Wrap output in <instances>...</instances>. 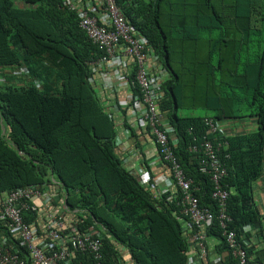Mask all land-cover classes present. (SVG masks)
<instances>
[{
  "label": "trees",
  "instance_id": "trees-1",
  "mask_svg": "<svg viewBox=\"0 0 264 264\" xmlns=\"http://www.w3.org/2000/svg\"><path fill=\"white\" fill-rule=\"evenodd\" d=\"M23 1L26 6L0 0V211L16 189L31 187L50 198L54 192L55 210L65 205L79 230L101 232L104 264H193L190 234L199 228L183 212L181 188L175 182L166 191L152 181L146 186L143 174L124 162L127 154L118 143L126 129L135 138L139 171L153 176L136 134L142 131L153 141L154 136L149 126L133 127L130 106L122 108L116 97L113 101L112 92L119 90L106 88L100 97L101 74L91 66L104 51L63 0ZM118 3L170 75L160 112L166 127H173L170 144L193 181L192 192L215 216L207 234L228 247L221 209L212 197V175L201 171L216 161L225 170L222 187L229 191L225 227L246 240L242 235L248 225L262 229L263 222L254 182L264 169V0ZM20 69L26 71L19 74ZM126 75L133 92H139L135 69ZM118 110L124 114L119 126ZM184 110L203 113L184 115ZM207 118L250 125L230 135L211 133L212 158L202 144ZM158 157L172 178L169 164ZM36 198L20 200L29 207L22 215L42 233L53 215L44 229L36 216L42 202ZM0 226L11 234L5 220ZM16 249L27 253L20 243ZM72 261L97 264L98 258L78 252ZM228 264L239 261L231 255Z\"/></svg>",
  "mask_w": 264,
  "mask_h": 264
},
{
  "label": "built area",
  "instance_id": "built-area-1",
  "mask_svg": "<svg viewBox=\"0 0 264 264\" xmlns=\"http://www.w3.org/2000/svg\"><path fill=\"white\" fill-rule=\"evenodd\" d=\"M79 1L66 0L65 5L73 10L78 8L76 5ZM99 2L103 8L99 17L89 13L90 10L94 9L90 1H84L86 9L79 12L81 27L86 31L89 38L104 51L98 62L92 64V70L94 73L101 74L104 80V88H123L125 86L131 87L126 73L129 72L130 68L135 69V82L139 85L142 94L134 98L136 105L140 106V109L134 114V118L143 126L148 125L152 135L156 137L158 146H160L158 153L163 156L173 173L172 178L166 179V188L170 189L174 182L181 188L183 197L180 202L184 205L183 212L190 217L192 225L199 228L192 235L191 241L201 250L202 256H207L206 239L208 234L206 227L213 225L215 216L210 209L199 203V198L191 190L193 181L185 176L170 144L168 134L172 133L173 129L162 127L163 119L157 102L164 97V91L161 88L164 78L151 73V70L157 67L158 57L152 51L147 37L137 33L130 24L117 0H99ZM205 122L208 126V134L224 132L218 121L207 118ZM202 144L212 158H215L212 153L210 138H205ZM130 158L129 156L128 159ZM128 159L126 162L129 161ZM201 171L212 175L215 184L212 197L218 201L220 206L221 210L218 217L223 220V236L231 254L239 261V264H249L248 251L245 247L247 241L239 238L235 231L225 227L228 217L225 203H227L229 196V191L223 188L221 183L225 170L221 169L219 163L214 161L212 166H203ZM161 176V174L156 176L147 174L145 181L159 184L162 179ZM32 196H36V199H39L42 204H47L50 198L49 194L35 192L31 187L19 188L6 198L7 200L0 211V219L8 223L11 234H16L21 245L26 248L28 260L22 259L18 252L0 247V264H73L72 260L78 252H90L95 255V258H98L97 264H104L100 261L103 257L101 232L93 227L81 231L78 225H74L69 234L65 235L64 231L67 229L62 217H52L51 227L43 238L39 237L34 224L26 223L22 215V210H27L29 207L24 202L20 203V200ZM56 226L58 229L55 228ZM60 230L64 231L60 232ZM56 246H59L61 250H56Z\"/></svg>",
  "mask_w": 264,
  "mask_h": 264
},
{
  "label": "crops",
  "instance_id": "crops-1",
  "mask_svg": "<svg viewBox=\"0 0 264 264\" xmlns=\"http://www.w3.org/2000/svg\"><path fill=\"white\" fill-rule=\"evenodd\" d=\"M23 1V0H21ZM84 1H90L93 6H95V10L96 8H98V10L96 11V14L98 16L101 15V10L103 9L101 7V3L99 2V0H80L78 2L79 6H83V2ZM24 2V1H23ZM25 3V2H24ZM25 5H27L25 3ZM102 80H97V84L100 85ZM100 88V87H99ZM113 88H109L110 91ZM101 95L100 97L103 98L105 92H103V90L101 89L100 91ZM113 94L111 95L113 98V101L116 99L119 101L120 105L122 106V108H125V102H124V98L127 96L128 91L126 89L123 90H119L116 91V93L112 92ZM102 101H105L102 99ZM116 101V100H115ZM114 101V102H115ZM130 111H132L130 109ZM133 114V113H132ZM131 114V115H132ZM133 118V117H132ZM131 118V119H132ZM124 120V114L123 111L118 110L116 113V124L117 126H119V122L123 125V121ZM136 129H137V124H133ZM228 128L229 129H234L238 132L243 131L244 129H248L250 123H227ZM125 130V131H123ZM121 135L124 136V140L122 138L121 144L119 145L120 149L122 151H125V154H127V156L125 155L124 159L127 160L128 159V155L129 154H134V156L131 159H128L129 161L126 163L129 165V167L135 168V173L138 172V174H143V178H146L148 173V170H144L142 168V171L140 172L139 169V165H140V158L139 156L137 157V152L136 148L133 147L135 146L134 140L135 138H133L128 130V132L126 131V129H123ZM141 134H143L142 131L137 132V139H139L142 142V148L143 150L146 152L147 156V160H148V164L150 167V170L153 172L154 176L156 175H162L161 176V181L159 182V184L162 186V188H166V183L170 174L167 173L166 170V166L164 164H162L161 160L158 157V147H157V142L155 140L154 137V141L151 140L149 137H144ZM128 135V137H127ZM127 138H130L127 141ZM126 139V140H125ZM133 144V145H132ZM130 150V151H129ZM138 170V171H137ZM167 174V175H166ZM163 175L165 177H163ZM144 183L146 184V186H148V184L145 180ZM254 195L256 198V201L259 203L258 205L261 208V212L263 214V222H262V229H258V226H249L246 228V232L245 234H243L242 236L246 239L247 244V251L249 254V264H264V169H263V173L261 175L260 178H258L255 182H254ZM52 198L49 199L47 204H42L41 207L39 209H36L37 211V219H39L40 221V225L44 228L45 223L47 225V222L50 218L52 217H57L59 215H64V218L62 219L65 223L66 226V231L64 232L65 235L69 234V231L72 230V228L74 227V225H78V220H73V215L72 213L65 212L66 207L65 205L63 207H56V210L53 208V203H54V198L56 197V193H52L51 194ZM41 204V203H39ZM0 209H1V204H0ZM258 227V228H257ZM46 229V228H44ZM190 230V229H189ZM188 231V233H190V231ZM47 231V229L42 232L39 233L38 232V236L39 237H44L45 236V232ZM192 237V234H190ZM192 242V241H190ZM18 243V244H17ZM20 240L19 237L16 234H9L7 233L6 230L2 229V226H0V247L3 249H8L11 250L13 252H18L21 255V258L24 260H28L27 255L22 256V252H20L19 250L16 249V246H19ZM21 245V243H20ZM24 247V246H23ZM206 247L208 250V255L206 257H201L200 255L197 254L196 252V245L195 243L193 244L190 243V249H192L193 253L191 254V262L193 264H228V259L229 256H231V250H229L228 247L224 246L223 240L221 238H217V237H213L212 235H208L207 239H206ZM25 248V247H24ZM26 249V248H25ZM233 257V255H232ZM234 258V257H233ZM187 264H189V262H187Z\"/></svg>",
  "mask_w": 264,
  "mask_h": 264
},
{
  "label": "clouds",
  "instance_id": "clouds-1",
  "mask_svg": "<svg viewBox=\"0 0 264 264\" xmlns=\"http://www.w3.org/2000/svg\"><path fill=\"white\" fill-rule=\"evenodd\" d=\"M65 1L66 0H63V2H62V6H66L68 9H70L69 8V6H67V5H65ZM118 1V0H117ZM119 4V3H118ZM17 5V4H16ZM18 6V5H17ZM26 6V5H25ZM76 6H78V8H75V9H73V11H76V12H81L83 9H86L85 8V4L83 3V6H79L78 4L76 5ZM120 6V5H119ZM121 7V6H120ZM72 10V9H71ZM98 10V8H96V10H95V6H94V9L93 10H90L89 11V13L91 14V15H94V16H98L97 14H96V11ZM102 11V10H101ZM99 17V16H98ZM79 25H80V14H79ZM80 27H81V25H80ZM82 28V27H81ZM82 30H83V28H82ZM85 31V30H84ZM86 32V31H85ZM87 34V33H86ZM88 36V35H87ZM89 37V36H88ZM90 39V38H89ZM148 39V38H147ZM91 40V39H90ZM92 41V40H91ZM93 42V41H92ZM94 43V42H93ZM95 44V43H94ZM97 45V44H96ZM153 52H154V49L152 50ZM155 53V52H154ZM156 55V54H155ZM157 56V55H156ZM94 63V62H93ZM156 69H152L151 70V73H152V75H155V76H159V77H163L164 78V81H163V83H162V86H161V88H162V90L164 91V97H165V94H166V92H165V90H164V88H163V85L165 84V82L167 81V80H169V78H170V75H169V73L167 72V70L165 69V68H163V65L161 64V62L159 61V59H158V61H156ZM26 70L25 69H20V73L19 74H21V73H23V72H25ZM15 74H18V72H16ZM136 76V75H135ZM100 80H102L101 81V84L100 85H98L99 87H100V89H102V90H104V89H106V88H104V80L102 79V77H100ZM94 84H96V83H94ZM138 87H139V85H138ZM124 89H126L127 91H128V93H127V96L124 98V102H125V106H130L131 107V110H132V112H133V114L131 115V117H133L132 118V124H137V129L138 128H140V127H145V126H143L139 121H137V120H135V118H134V114H136V112L138 111V109H140V106H137L136 105V101L134 100V98H135V96H137V95H141L142 93H141V91H139V92H133V88L132 87H123ZM109 89V88H108ZM114 89V88H113ZM117 90H120V89H122V88H116ZM139 90H140V87H139ZM132 97V98H131ZM163 97V98H164ZM163 98H161L160 100H158V102H157V104H158V107H159V111H160V106H159V103H160V101H162L163 100ZM140 111V110H139ZM216 121H218L219 122V124H220V126H221V128L224 130V132H219L220 134H226V135H230V133H234V132H238V131H236V130H234V129H229L228 128V125H227V123L229 122L230 124L231 123H238L239 121H234V120H231V121H226V122H223V121H220V120H216ZM166 123L164 122V120L162 121V127L164 128H167L166 127V125H165ZM205 124H206V122H205ZM148 126V125H147ZM207 126V125H206ZM171 128H173V127H171ZM150 130H151V128H150ZM207 130H208V126H207ZM206 130V131H207ZM152 133V132H151ZM153 134V133H152ZM211 134V133H210ZM210 134H208V133H206V136H205V138H207ZM154 136V135H153ZM155 137V136H154ZM204 138V139H205ZM155 140H156V137H155ZM157 142V141H156ZM121 144V142L120 143H118V145H120ZM134 155V154H133ZM124 162H126V160L124 159ZM128 162V161H127ZM126 162V163H127ZM154 176V175H153ZM50 196V195H49ZM59 216H61L62 217V219L64 218V215H59Z\"/></svg>",
  "mask_w": 264,
  "mask_h": 264
},
{
  "label": "rangeland",
  "instance_id": "rangeland-1",
  "mask_svg": "<svg viewBox=\"0 0 264 264\" xmlns=\"http://www.w3.org/2000/svg\"><path fill=\"white\" fill-rule=\"evenodd\" d=\"M15 2H16V4L18 5V6H25V3L23 2V1H21V0H15ZM111 86V85H110ZM112 88V87H111ZM203 113V111L202 110H192V111H190V110H184L183 111V114L184 115H188V114H193V115H196V114H202Z\"/></svg>",
  "mask_w": 264,
  "mask_h": 264
},
{
  "label": "water",
  "instance_id": "water-1",
  "mask_svg": "<svg viewBox=\"0 0 264 264\" xmlns=\"http://www.w3.org/2000/svg\"><path fill=\"white\" fill-rule=\"evenodd\" d=\"M19 153L21 154L22 152H21V151H19Z\"/></svg>",
  "mask_w": 264,
  "mask_h": 264
}]
</instances>
